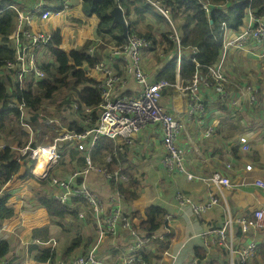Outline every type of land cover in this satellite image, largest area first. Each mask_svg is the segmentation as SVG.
Here are the masks:
<instances>
[{
	"label": "built area",
	"instance_id": "2783aa9c",
	"mask_svg": "<svg viewBox=\"0 0 264 264\" xmlns=\"http://www.w3.org/2000/svg\"><path fill=\"white\" fill-rule=\"evenodd\" d=\"M10 1L13 4H9ZM72 1L60 0V3H56L55 0H5L4 6L0 7V16L6 11H11L14 16L11 30L6 39H0V58H2L0 78L8 79L14 90L17 88L23 89L31 80L35 84L38 80L46 77L43 66L50 64L46 61L51 55L48 46H52L66 54L79 49L70 41L72 38L71 30L67 32L64 30V41L61 42L57 29L54 26L50 27V25H54L56 18L61 19L65 16L66 26H72L73 22L67 19L72 9L70 6ZM77 1L82 2V0ZM147 1L157 14L165 20V27L160 30L157 36L140 35L135 10L132 9L131 17L126 19L124 9L117 4L124 13L128 27L127 36L120 41L111 35L100 33L105 41L98 38L96 40L97 45H95L96 43H86L85 56L89 60L97 57V46L104 47L107 52L104 60L95 59L96 62L92 65L84 64L81 67L85 76L97 83L100 93L101 101L95 107L97 119L94 123L91 116H89L94 109L85 107L84 117L77 113L79 105L75 100L76 96L72 97L73 100L69 103V106L65 103L58 109V115L54 114L56 110L54 105L43 104L37 110H34L26 106L24 101H19L17 94L7 103L8 108L19 113L21 127L25 132H28V140L24 146H20L17 141L9 145L6 139L0 136V159L1 154L6 149H10V153L14 155V159L20 164L21 168L26 165L25 160L35 161L33 168L30 167L29 169L30 174L24 180L35 178L45 180L48 178L47 182L52 186L50 199L61 205H68L73 200H81L84 206L91 210L96 225L94 244L89 248H85L84 252H78L73 257L66 259L60 258L57 252V243L52 239L48 244L53 258L38 264H145L136 256L142 250L143 243L147 241L140 238L131 248L133 252L122 259L102 260L98 257L97 248L105 237L116 236L120 231L131 232L133 236H136L135 232L132 231L130 216L122 211L119 204L120 199L124 198L123 194L117 192L116 195H111L108 198L109 203L113 206L110 211H107L103 202L86 184L89 174L94 171L101 172L108 182L125 184L128 181L127 176L121 172L110 171L107 168L98 169L93 164L91 152L100 137L109 138L114 142L130 143L132 138L141 132L147 130L152 133L156 132L160 136L163 152L162 164L168 174L185 173L189 180L194 177L193 174L184 169L183 165L184 152L180 147V134L184 131V124L176 119L170 110L161 105V100L162 91L169 86H173L182 94L190 92L192 102L189 106L188 116L191 117L195 111L203 109V105L197 102L200 78L197 73L188 80L180 77L185 49L182 45V38L172 19L170 6L162 0ZM185 1L200 6L209 20L211 9L214 6L211 0ZM164 33H166L167 39L164 38ZM219 37L226 43V46L237 50H244L250 44L264 46V16H257L249 10L247 23L240 28V33L231 40H229L226 23L222 22ZM56 38L60 39L58 44H55ZM168 41L173 44L170 53L175 58L177 78L173 83L163 78L150 81L152 74L149 67H143V56L148 55L151 57V61L162 63L166 57L164 50L166 48L168 50L170 47ZM190 53V60L198 64V48H190ZM4 55H9V57ZM115 64L126 67L125 70L132 74L136 84L140 86L139 92L129 95L120 91L125 80L112 68V65ZM204 80V85L213 88L219 95L221 102L229 100L228 81L221 69V64L210 67L208 76ZM68 94L70 93L63 94L61 98L68 97ZM246 96L249 97L251 103L254 101L252 88H248ZM249 99L246 100L249 101ZM230 103L234 104V101ZM35 114H37L38 122L48 127L55 136L52 142L39 144L36 141L30 123ZM63 118H66V120H63ZM70 123L81 124L83 129L81 131L71 129L67 126ZM47 139L45 138V140ZM63 146L69 150L80 152L84 163L79 169L72 170L62 176H51V169L61 160V148ZM237 146L240 151L248 153L250 151V140L246 137H240ZM106 160L110 162L111 155L107 156ZM227 167L230 168V165L228 164ZM35 168H37L38 173L34 171ZM243 169L251 171L252 165L247 163ZM14 178L11 180H14ZM257 181V185L263 187V182L261 180ZM210 182L217 187H231L229 179L220 173L213 174ZM8 184H10V181L0 183V199L6 200V205L8 201L6 195L11 193L8 192ZM6 189L8 190L3 193ZM177 199L182 205L189 206L195 216H200L211 205H196L183 196H178ZM213 202L215 201L213 200ZM78 216L82 219L85 213H79ZM237 227L242 236L263 232L264 208L255 209L244 217L231 216L227 213L219 227L209 229L200 237L205 246L209 248L224 247L228 254L229 264H261L255 263L253 260L258 252V243L254 241L255 238H252L243 246L234 247L233 234ZM8 233L7 225L0 224V241L4 235L5 240L3 243L7 246L13 243V239L10 238ZM185 264H199V262L194 259Z\"/></svg>",
	"mask_w": 264,
	"mask_h": 264
},
{
	"label": "crops",
	"instance_id": "0c3cea01",
	"mask_svg": "<svg viewBox=\"0 0 264 264\" xmlns=\"http://www.w3.org/2000/svg\"><path fill=\"white\" fill-rule=\"evenodd\" d=\"M55 2L60 3V0H55ZM82 2L80 3L77 0L71 2L70 6L72 9L67 19L73 22L72 26H66V16L61 19L56 18L54 25H50V27L54 26L57 29L61 42L64 41V30L65 32L71 30L72 38L70 41L76 48H81L88 42L91 44L96 43L95 45H97L96 40L102 37L100 34L102 32L99 33L98 18L94 14H90L91 12H86ZM133 10H135L136 19L138 18L137 25L140 22H144L146 28L143 30L138 26L140 32L149 33L150 37H154L158 35L160 30L164 29L159 24L152 23L150 16H139L136 13V8H133ZM248 11L241 26L247 23ZM226 27L229 40L240 33V27L233 29L227 24ZM214 39L222 47L220 58L216 64H221V69L227 77L229 100L221 102L215 90L204 85V78L208 76V71L205 76H201L199 72L194 73H197L200 78L197 102L203 105V109L195 111L191 117L188 116L189 106L192 102L190 92L182 94L173 86H169L162 91L161 105L170 110L173 116L184 124V131L180 134V147L184 152L183 165L184 169L188 173L193 174L194 177L189 180L185 173L177 175L183 178L186 183L192 182L193 186L191 189L173 190L172 177L174 175L168 174L162 164L163 152L160 136L156 132L152 133L148 130L141 132L132 138L130 143L123 141L114 142L112 151L103 158L105 165L102 167L92 160L98 169L107 168V164H110L113 158L118 156V149L120 148L123 160H126V163L123 167L113 171L121 172L127 176L128 181L124 185L130 183V174L134 177L133 188L139 194V199L143 194V189L137 188L136 181H139L138 176L150 175L155 182L154 185L150 186L151 196L154 198L151 204L160 206L166 211V214L162 217L163 221L160 228L152 237L146 238L134 227L132 220V231L135 232L136 236H133L131 232L120 231L116 236L105 237L97 248V254L100 259H122L128 256L133 252L131 248L137 243L138 238L147 240L143 243L144 246L142 248L146 250V253L153 252L159 245L158 242L162 241L166 236L169 237L170 243L168 248L162 252L161 264H177L180 257L182 259L180 264L196 259L193 254L194 246L207 250V255L211 256L210 254H215L216 246L212 248L205 246L200 237L201 234L206 233L209 229L219 227L227 213L231 216L244 217L255 209L264 208V46H260L258 49V45L250 44L244 50H237L226 46V43L222 41L219 35L217 39L216 37ZM96 48L97 57L95 59L104 60L107 54L106 49L104 47L102 49L100 46ZM164 52L166 57L162 63L151 61V57L148 55L143 56V67H149L152 74L150 81L165 79L164 73L168 72L165 69L169 67L170 63H173L174 81L177 78L174 55L167 48ZM245 59L250 60V62L243 66L242 61H246ZM112 68L123 76L125 80L120 89L122 93L130 95L139 92L140 86L136 84L132 74L125 70L126 67L124 65L115 64L112 65ZM180 77H182L181 71ZM182 78L188 80L192 77ZM248 88H252L254 98L252 103L249 97L246 96ZM247 98L249 101L246 100ZM231 101H234V104H231ZM34 135L35 137L37 136L35 133ZM240 137H246L250 140V151L248 153H244L238 148L237 141ZM151 149L160 151L161 159L158 164L148 162L152 155ZM234 149L236 150L235 152ZM109 155H111L110 162L106 160ZM80 156L83 159L81 153ZM247 163L252 165L251 171L243 169ZM58 164L60 165V162ZM78 164L79 162L76 158L71 162L67 159L62 165L63 170L55 173L56 165L51 169L50 174L51 176H62L72 170L79 169L81 166ZM132 164H138L137 171L132 170ZM228 164L230 168L227 167ZM107 169L109 170V168ZM23 170L21 168L14 180L10 181V184H8L9 190L6 189L3 192L5 193L7 190L11 192L6 195L8 201L7 205H5L13 209V215L2 223L7 225L8 235L13 239V243L8 245L7 254L4 257H0V264H38L39 262L35 257L40 252L49 250L51 255L48 243L52 239L57 243L58 256L63 248L61 247L63 243L58 241V237H60L59 227H62L59 222L63 221L62 224H64L68 219L60 221L57 217L48 214L44 208H39L36 202L39 197L50 199L52 186L47 182L48 178L45 180L35 178V182L30 184L29 179L24 180L30 174V170L23 177H20V175L24 174ZM144 171H146V174H144ZM215 173L226 176L231 182V187L213 185L210 182V178ZM92 174L100 175V184L95 185L92 183L96 181ZM89 176V180L87 179L86 181L88 188L103 202L107 211H110L113 204L109 203L108 198L111 195H116L117 192H113L108 187L109 182L101 172L94 171ZM257 180L263 182V187L257 185ZM102 185L107 189L108 197L106 199L97 194L99 186ZM166 190L171 192L170 198L162 196ZM31 196L33 197L32 199ZM178 196L188 198L196 205H211L200 216H195L189 206H184L179 202ZM139 199L130 203L125 200L129 204L127 205L123 203L124 198H122L119 204L126 214L130 216L136 210H143L142 206H138ZM77 210L78 218L75 220L70 219L69 221H77L75 223H79L82 226L81 231H88L87 237L95 239L96 225L91 210L84 205ZM79 213H85L84 218L81 219L78 216ZM233 236L234 247L243 246L248 241H251L252 238H255L254 241L258 243L259 249L261 245H264V231L250 236H242L237 227ZM4 240L5 237L3 235L0 243L4 242ZM84 246L82 245V247ZM185 249L186 254H183ZM226 260L227 264H229L227 251ZM145 264L147 263L145 262Z\"/></svg>",
	"mask_w": 264,
	"mask_h": 264
},
{
	"label": "trees",
	"instance_id": "16d2710c",
	"mask_svg": "<svg viewBox=\"0 0 264 264\" xmlns=\"http://www.w3.org/2000/svg\"><path fill=\"white\" fill-rule=\"evenodd\" d=\"M172 11V19L175 21L177 30L182 38V45L185 49L181 64V76L192 77L195 72H199L201 76H205L210 67H212L221 55V44L214 39L218 37L220 32V26L222 22H225L230 28L237 29L243 24V19L248 10L255 13L257 16H264V0H211L214 6L211 9L209 20L207 15L196 3L185 0H162ZM5 0H0V7L4 6ZM119 4L125 12V17L129 15L128 11H132L136 8V13L139 16L144 12L139 8L141 4L144 6H150L147 0H83L84 10L91 12L99 20V33L102 32L106 35H111L118 40H123L125 37L122 35L121 27L118 24L112 22V17L109 15V11ZM151 7V6H150ZM13 13L6 11L0 16V39L5 40L8 33L11 30L13 24ZM242 27V26H241ZM240 27V28H241ZM140 35L150 37L149 33L139 32ZM215 34V36H213ZM166 38V33L163 34ZM167 39V38H166ZM59 43V39L56 38V43ZM171 52L173 44L168 41ZM259 46V45H258ZM197 47L199 55L197 57L198 64H195L190 60V48ZM87 44L79 48L76 51L66 54L61 50L55 49L52 46H48L51 53L53 63L43 66V70L46 77L38 80L35 84L32 82L27 83L23 89L14 90L8 79L0 78V136L6 139L9 145L14 142H18L20 146H24L28 140V135L22 129L20 124V116L16 110H12L7 107V103L12 97L18 96L19 101H24L26 106L37 110L41 105H54L56 107L55 115H58V109L63 105L72 102V97H75L79 108L77 113L84 117L85 107H90L93 112L89 115L94 123L97 119V113L95 107L100 103V93L97 88V83L83 73L81 67L84 64L92 65L96 62L95 59L89 60L85 56V50ZM172 54V53H171ZM9 57V55H4ZM0 58V66H1ZM175 65V61H174ZM168 72L164 73V78L171 83L174 81L173 63H170L169 67H166ZM68 94V97L61 98L63 94ZM88 116V115H87ZM66 120V118H63ZM31 126L38 142H52L54 139L53 134H49L47 140H43V136L49 133V128L41 125L37 120V114L31 119ZM71 129L81 131L83 125L78 123H70L67 125ZM35 142V141H34ZM33 142V143H34ZM114 141L100 137L94 149L91 152L92 160L99 166H104V156L112 151ZM62 157L60 165L58 164L54 172L59 173L64 162L69 159L71 162L73 159H77L79 166L83 165V159H81L80 152L69 150L65 146L61 148ZM236 150L234 149V152ZM26 165L20 177H23L29 172L32 161L25 160ZM126 163L123 160L122 150L118 149V156L113 158L110 164H107V168L110 171L121 168ZM21 166L14 159V155L10 153V149H6L1 154L0 159V183H6L11 181L13 177L18 175ZM53 174V172H52ZM51 175V174H50ZM130 183L124 185L121 182H109V188L113 192H121L124 194V199L130 203L139 199V194L134 187V177L130 174ZM37 206L44 208L48 214L57 217L60 221L68 218L75 220L77 217V209L83 206L81 200H73L68 205H61L53 199L46 197H39L36 199ZM166 214V211L157 205L149 204L143 208L142 211L136 210L131 213L130 219L136 229H138L146 238L154 236L156 231L160 228L163 221L162 217ZM13 215V209L8 208L5 205V201L0 199V224L11 218ZM63 222V221H62ZM59 224L64 229V224ZM95 239L87 237L85 240L78 236L71 238L69 242L64 244L60 258L73 257L78 252H84L85 248H89L94 244ZM169 237H165L162 241L158 242V246L146 253V250L142 249L137 253V257L141 262L147 264H161L162 252L169 246ZM82 245H85L82 247ZM261 250V251H260ZM8 246L0 243V257H4L7 254ZM258 253H264V245L258 247ZM193 254L199 264H227L226 250L224 247L216 246V252L211 256L207 255V250L200 247H193ZM212 257V258H211ZM49 258H53L50 255L49 250L40 252L35 259L38 262H44Z\"/></svg>",
	"mask_w": 264,
	"mask_h": 264
},
{
	"label": "rangeland",
	"instance_id": "374dc122",
	"mask_svg": "<svg viewBox=\"0 0 264 264\" xmlns=\"http://www.w3.org/2000/svg\"><path fill=\"white\" fill-rule=\"evenodd\" d=\"M9 4H13V2H9ZM139 8L143 9L144 12L142 13V15H148L147 17L150 16V21L154 24H159L161 28H164L165 27V20L163 18H161L157 12L154 10L153 7H150V6H144V4H141L139 6ZM128 13H130L129 15H127L126 19H129L131 17V12L128 11ZM174 21V20H173ZM175 22V21H174ZM139 27H141L143 30L146 29L145 26H144V22H140L138 24ZM101 39L103 41H105V38L101 37ZM102 48V47H101ZM260 48V46L258 47V49ZM103 49V48H102ZM246 61H242V65L243 66H246L248 64V62H250V60H247L245 59ZM47 62L49 63H53V59H52V56L50 55L47 59H46ZM260 62V60H258ZM228 72V71H226ZM225 75V73H224ZM226 77V75H225ZM227 79V77H226ZM56 111V110H55ZM55 111H54V114H55ZM27 135H28V132H26ZM49 134H52L51 131L49 130V133L45 134L42 138L43 140L45 138H49ZM39 144H44V143H47V142H38ZM151 158L148 162H153L154 164H158L160 162V159H161V154H160V151L159 150H154V149H151ZM35 162V161H34ZM31 164V168H33V163ZM36 165V163H35ZM139 167L138 164H132V170H136V168ZM70 168V167H68ZM60 170H63L62 168ZM34 171L36 173L37 172V168L34 169ZM144 174H146V171H144ZM92 176L96 179V181H93L92 183H94L95 185L96 184H100V181H99V178H100V175L99 174H92ZM139 177V181L137 182L136 181V185H137V188H141L143 189V194L142 196H140V199L138 201V206H142L143 208L149 204H151V202L154 201V198L151 196V189H150V186L154 185V180L151 178L150 175H146L144 177ZM90 178V176H89ZM170 179V177H169ZM89 180V179H88ZM172 180H173V190H182V189H191V187L193 186V183L190 182V183H186L185 180L181 177H179L178 175H174L172 177ZM35 180L34 179H30L29 180V183H34ZM101 189V190H100ZM107 189L102 185V186H99L98 188V196H101L103 199H106L108 197V193L106 191ZM100 191V192H99ZM146 191V192H144ZM33 194V192H32ZM170 194L171 192L169 190H166L165 192H163V197H167V198H170ZM33 197L31 196V199ZM159 201H162V200H159ZM123 203H126L127 205H129L127 202H125V199L123 200ZM125 205V206H127ZM122 211L126 214V212L123 210L122 208ZM70 218H68V221L66 223H64V229L65 230H62V227H59V232H60V237H58V241L59 243H63L61 245V247L64 246V244H66L67 242H69V240L71 238H74L75 236H81L83 239H85L87 236H88V231H81L82 230V226L79 224V223H75V222H70L69 221ZM72 220V219H71ZM183 254H186V249L183 250ZM263 257H264V253L260 254L257 252V256L253 258L254 262L255 263H261V264H264V261H263ZM182 259L181 257L178 259V262L177 264H180Z\"/></svg>",
	"mask_w": 264,
	"mask_h": 264
},
{
	"label": "water",
	"instance_id": "95a60500",
	"mask_svg": "<svg viewBox=\"0 0 264 264\" xmlns=\"http://www.w3.org/2000/svg\"><path fill=\"white\" fill-rule=\"evenodd\" d=\"M109 15L112 17V22L118 24L121 27L123 37L127 36L128 27L124 18L122 8L115 5L110 11Z\"/></svg>",
	"mask_w": 264,
	"mask_h": 264
}]
</instances>
